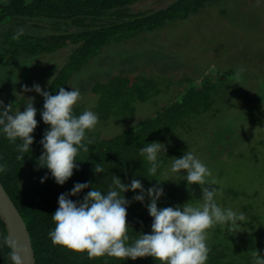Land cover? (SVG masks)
Here are the masks:
<instances>
[{"label": "trees", "instance_id": "16d2710c", "mask_svg": "<svg viewBox=\"0 0 264 264\" xmlns=\"http://www.w3.org/2000/svg\"><path fill=\"white\" fill-rule=\"evenodd\" d=\"M142 1L144 0L0 1V100L7 105V88L2 74L6 62L18 65L23 59L44 57L71 47L64 65L46 89L52 95L57 94L60 87L70 91L71 87L75 88L72 85L74 77L111 43L122 42L130 34L156 31L166 24L186 19L219 0H176L163 9L131 13L132 5ZM45 21L54 23V32L34 35V32L26 29H41L42 25L37 22ZM21 28L24 29V34L17 40L12 39ZM229 76L230 74L221 73L215 81L208 78L201 84H194L190 80L192 86L190 84L189 89L179 92L155 115L118 135L105 138L96 133H88L90 138L95 139V144L89 145V152L78 154L79 160L75 163L79 167L73 170V175L62 186L55 183L46 168L37 165V158L43 150L39 141L49 127L43 123L40 115L44 104L43 96L35 107L38 110L35 116L37 127L31 134L34 137L30 146L32 151L25 153L23 160L17 159L15 145L0 136V163L6 165V171L0 173V182L27 225L36 264H159L150 256L122 261L106 255L89 259L86 253L54 246L48 233L55 227L51 217L58 208V196L70 191L77 182H88L89 188L83 189L78 196H70L69 199L74 202L82 201L83 196L92 188L106 193L115 175L126 184L138 179L145 190L157 185V181L160 182L158 186L163 188L164 194L157 201L158 208L190 204L184 199L185 194L192 193L191 189H185L188 188L187 185H183L186 180H179L178 177L176 182L163 181L169 179L159 174L163 169L158 170L156 178H148V165L139 155V150L145 143L161 142L167 148L166 155L162 157L165 165L175 157H181L186 152L185 148L176 145L169 148L166 146L169 138L177 129H191L192 120L198 119L216 105L220 84ZM167 84L158 73L126 70L105 82L97 81L91 91L98 98L94 110L99 122L119 115L133 116L138 102H146L160 95V87ZM85 110L86 106L82 103L73 106V112L77 116ZM95 164L105 171L95 173ZM46 174L48 178L41 183V177ZM138 193L139 190L128 191L124 196L132 200ZM242 197L252 198L244 191L229 189L226 193L228 201ZM149 202L150 198L145 193L143 203L132 200L127 206L129 243L141 234L151 233L152 218L147 211ZM246 226L249 233L235 235L226 233L221 226H215L207 238V264H253V253L257 251L264 256L263 230L251 220H247ZM5 236H8L7 231L0 218V239ZM9 251L6 246L0 247V264H11Z\"/></svg>", "mask_w": 264, "mask_h": 264}, {"label": "rangeland", "instance_id": "374dc122", "mask_svg": "<svg viewBox=\"0 0 264 264\" xmlns=\"http://www.w3.org/2000/svg\"><path fill=\"white\" fill-rule=\"evenodd\" d=\"M175 1L144 0L133 4L130 12L155 11ZM37 24L42 28L33 31L26 27L27 31L34 35L54 32L51 21ZM70 48L44 57L26 58L18 65L8 62L3 65L7 105H12V112L24 111L29 99L36 107L42 96L35 91L26 92L24 87L39 84L46 91L64 65ZM241 67L245 71L237 75ZM122 70L158 73L168 84L160 87V95L138 102L133 116L119 115L101 121L93 134L106 138L135 128L179 92L189 89L190 80L201 84L208 78L215 81L221 73L230 74L220 84L216 105L192 120L191 129L175 130L166 146L184 147L186 152L200 158L222 187L216 196L217 204L246 213L247 220L264 233V0H219L156 31L130 34L122 42L111 43L72 80L73 87L81 93L76 104L82 103L96 114L98 98L91 87ZM167 177L175 182L178 178L174 174ZM229 189L244 191L252 198L228 201ZM191 191L184 199L190 204L200 203V186L193 184ZM214 227L207 230V238ZM238 233H249V229L246 226Z\"/></svg>", "mask_w": 264, "mask_h": 264}, {"label": "clouds", "instance_id": "9594fccd", "mask_svg": "<svg viewBox=\"0 0 264 264\" xmlns=\"http://www.w3.org/2000/svg\"><path fill=\"white\" fill-rule=\"evenodd\" d=\"M23 34L24 30L18 29L12 39L17 40ZM244 71L243 67L239 68L237 75ZM24 91H35L44 98L40 115L49 127L39 141L43 150L37 158V165L46 168L55 183L62 186L73 175V170L78 169L75 163L79 160L78 154L89 152V145L95 144V139L90 138L88 133L94 131L99 117L91 110H85L79 116L74 114L73 106L81 99L79 89L71 87L69 91L60 87L58 93L52 95L42 91L39 84H34L31 88L25 86ZM24 105V111L12 112V105H5L0 100V136L15 145L18 160H23L25 153L32 151L30 146L34 137L31 134L37 127L35 116L38 110L31 99ZM139 155L148 165V178H156L158 170L163 169L160 175L174 174L179 180H186L189 189L198 184L202 191L201 202L158 208L157 201L164 194L163 188L158 186L160 182L145 190L140 180L133 179L126 184L115 175L106 193L92 188L82 201L74 202L69 199L70 196H78L83 189L89 188L88 182H77L70 191L58 196V208L51 217L55 227L48 233L54 246L86 253L89 259L106 255L122 261L150 256L159 264H207L208 229L219 225L226 233L235 235L246 228V213L217 204L216 196L222 187L212 178L207 165L193 152H184L165 165L162 158L166 155L165 145L151 142L140 148ZM181 170H184L183 175ZM5 171L6 165L0 163V173ZM104 171L95 164V173ZM47 178V174L41 177V183ZM166 180L171 179L163 181ZM215 185L219 188L213 187ZM136 190L139 193L132 200L143 203L145 193L150 198L147 211L152 218L151 233L141 234L129 243L126 216L127 206L132 200L126 199L124 193ZM4 246L10 250L11 264H23L22 254L26 249L20 240L13 239L9 234L0 239V247ZM252 259L253 264H264V256L257 251L252 254Z\"/></svg>", "mask_w": 264, "mask_h": 264}, {"label": "water", "instance_id": "95a60500", "mask_svg": "<svg viewBox=\"0 0 264 264\" xmlns=\"http://www.w3.org/2000/svg\"><path fill=\"white\" fill-rule=\"evenodd\" d=\"M0 218L6 228L7 235L18 239L26 251L22 254L23 264H36L30 233L27 225L15 204L0 182Z\"/></svg>", "mask_w": 264, "mask_h": 264}]
</instances>
